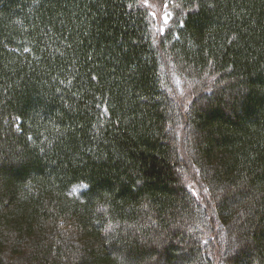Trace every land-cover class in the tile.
<instances>
[{
    "label": "trees",
    "instance_id": "16d2710c",
    "mask_svg": "<svg viewBox=\"0 0 264 264\" xmlns=\"http://www.w3.org/2000/svg\"><path fill=\"white\" fill-rule=\"evenodd\" d=\"M163 2L0 0V264H264V0Z\"/></svg>",
    "mask_w": 264,
    "mask_h": 264
},
{
    "label": "snow or ice",
    "instance_id": "6c2138e0",
    "mask_svg": "<svg viewBox=\"0 0 264 264\" xmlns=\"http://www.w3.org/2000/svg\"><path fill=\"white\" fill-rule=\"evenodd\" d=\"M144 5H145V7H152V5H150V4L148 3V0H144ZM173 6L176 7V8L181 7V5H179V4H175V5H173ZM169 8H170L169 0H164V2H163V4H162V10H163V15H162V17H158L156 12H152V13H150V15H151L154 19H156V18H161V19L163 20V23L166 25V24L169 23L170 19L172 18V12L169 11ZM182 23H183V22H182ZM164 31H165V29L162 27V28L160 29L161 34H163ZM25 50L27 51V49H25ZM93 79H95V77H93Z\"/></svg>",
    "mask_w": 264,
    "mask_h": 264
},
{
    "label": "rangeland",
    "instance_id": "374dc122",
    "mask_svg": "<svg viewBox=\"0 0 264 264\" xmlns=\"http://www.w3.org/2000/svg\"><path fill=\"white\" fill-rule=\"evenodd\" d=\"M178 87H179V85H178ZM76 192H78V189H77V188H76V189L73 188V189H72V193H76ZM198 196H199V195H198Z\"/></svg>",
    "mask_w": 264,
    "mask_h": 264
}]
</instances>
